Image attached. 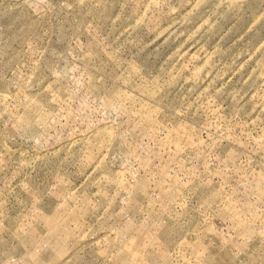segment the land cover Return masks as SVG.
Listing matches in <instances>:
<instances>
[{"label": "rangeland", "instance_id": "374dc122", "mask_svg": "<svg viewBox=\"0 0 264 264\" xmlns=\"http://www.w3.org/2000/svg\"><path fill=\"white\" fill-rule=\"evenodd\" d=\"M0 264H264V0H0Z\"/></svg>", "mask_w": 264, "mask_h": 264}]
</instances>
